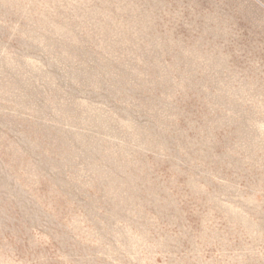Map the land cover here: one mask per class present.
Segmentation results:
<instances>
[{"label": "rangeland", "instance_id": "374dc122", "mask_svg": "<svg viewBox=\"0 0 264 264\" xmlns=\"http://www.w3.org/2000/svg\"><path fill=\"white\" fill-rule=\"evenodd\" d=\"M0 264H264V0H0Z\"/></svg>", "mask_w": 264, "mask_h": 264}]
</instances>
